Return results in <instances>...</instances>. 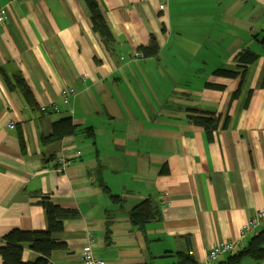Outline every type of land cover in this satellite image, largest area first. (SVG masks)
<instances>
[{
  "label": "crops",
  "instance_id": "0c3cea01",
  "mask_svg": "<svg viewBox=\"0 0 264 264\" xmlns=\"http://www.w3.org/2000/svg\"><path fill=\"white\" fill-rule=\"evenodd\" d=\"M97 1L113 49L84 0H0V246L12 230H47L49 197L78 212L54 235L67 249L53 264H79L90 240L105 264H209L223 241L238 247L215 264H264L236 257L264 232V220L244 232L264 209V0ZM153 39L156 57L133 58ZM17 75L36 107L7 82ZM189 110L221 118L212 140ZM68 117L77 133L53 140ZM146 199L155 218L139 229L129 215ZM38 258L25 246L23 262Z\"/></svg>",
  "mask_w": 264,
  "mask_h": 264
},
{
  "label": "trees",
  "instance_id": "16d2710c",
  "mask_svg": "<svg viewBox=\"0 0 264 264\" xmlns=\"http://www.w3.org/2000/svg\"><path fill=\"white\" fill-rule=\"evenodd\" d=\"M84 1L87 3L91 12L93 31L100 36L101 40L108 48L113 49L115 38L106 22L98 1ZM260 42L264 46V37L260 40ZM159 48L158 42L153 39L149 46L140 47L139 51L143 54L144 58H150L158 55ZM239 58L244 60L245 58H248L247 61H250V58L251 60H255L258 58V55L254 52L246 50L240 54ZM216 74L223 77L236 78L239 76L240 72L228 69H218ZM6 80L13 89L20 90L29 105L36 107L34 96L25 80L20 75L15 76L13 80L7 77ZM13 81L15 82L14 86L12 83ZM187 117L192 124L204 128L210 140L213 139V135L218 130L220 125V117L215 114L199 112L196 110H189ZM228 122L229 118L226 117L223 123L224 128L227 127ZM53 131L54 134L52 139L61 140L65 137L75 135L78 129L74 124L73 119L68 117L55 122L53 124ZM106 192L116 204L121 203L122 198L120 196L112 195L109 192L108 187H106ZM40 205L45 209L47 214V230L24 231L15 229L10 231L3 238V244L0 246V257L2 258L4 264H53L50 261L52 254L56 251L67 249L66 243L57 240L54 235L64 231V219L74 218L78 216V212L76 210L64 209L54 204L49 197H42ZM155 210L156 208L153 206L152 201L150 199H146L134 206L129 217L134 226L143 228L155 218ZM25 246H29L32 251L40 254V258L33 263L23 262L22 257ZM236 257L237 259L251 257L264 261V232L254 237L251 240L250 245ZM180 259V264H195L193 262V258L188 255L181 254Z\"/></svg>",
  "mask_w": 264,
  "mask_h": 264
},
{
  "label": "built area",
  "instance_id": "2783aa9c",
  "mask_svg": "<svg viewBox=\"0 0 264 264\" xmlns=\"http://www.w3.org/2000/svg\"><path fill=\"white\" fill-rule=\"evenodd\" d=\"M161 9L166 10L168 0H161ZM6 19V14L2 8H0V22H4ZM133 58H144L143 54L141 52H137L133 55ZM75 94V90H66L63 92L64 97L67 99ZM42 112L47 113V109L45 107L42 108ZM53 112H58L57 107L53 108ZM11 127H14V125H11ZM80 154V152H78ZM60 170L63 171L65 168L69 165L70 161L66 157H61L58 160ZM264 220V209L259 211L252 219L248 220V222L244 226V232H250L253 231L260 222ZM238 247V242H228L223 241L215 245L211 248L207 255V261L209 264H215L216 260L224 255V254H232L236 251ZM79 264H105L102 260L96 258L93 254V246H92V240L88 243V245L83 249V252L81 254V262Z\"/></svg>",
  "mask_w": 264,
  "mask_h": 264
}]
</instances>
